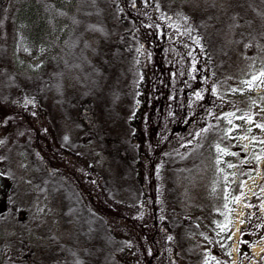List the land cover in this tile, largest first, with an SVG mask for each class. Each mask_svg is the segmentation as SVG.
Returning <instances> with one entry per match:
<instances>
[{
  "label": "trees",
  "instance_id": "trees-1",
  "mask_svg": "<svg viewBox=\"0 0 264 264\" xmlns=\"http://www.w3.org/2000/svg\"><path fill=\"white\" fill-rule=\"evenodd\" d=\"M177 1L180 3L177 8L167 7L168 12L161 6L163 0H147L149 8L160 13L161 19L157 20L146 15L144 3L137 0H0V85L3 83V87L6 82L3 68L8 52L3 49L9 48L4 37L8 34L15 42V52L9 57L15 81L28 88L26 96L31 97L47 117H54L53 122L49 119L51 134H35L27 128L22 116L9 112L11 116L6 120L14 137L9 147L4 144L8 156L14 148L32 146L42 150L39 156L37 154L40 163H50L59 158L60 145L81 152L94 141L110 164L116 163L117 173L135 174L142 182V176L145 181V177L154 173L156 160L162 161L167 170H178L181 163L188 161V157L181 158L183 146L188 151L192 146L206 149L205 144L217 135L216 131L209 129L210 135L202 138L204 145L195 135L206 123L212 122L219 108L215 104L204 106L201 102L206 83L204 69L210 66L212 73L224 77L238 52L247 53L251 48V57L264 54V0H198V12L190 10L195 16L188 12L186 3L184 10L179 0H172L171 5ZM25 21L28 33L21 38L19 28ZM169 24L171 26L167 27ZM185 25L188 30L184 29ZM172 27L184 36L189 30L194 32L210 48L204 46L201 53L190 44V39L188 47L181 39L178 46L182 58L175 59L174 48L167 43L171 39L169 29L174 30ZM142 28H148L150 36L154 35L148 37L147 45L141 37ZM226 30L232 32L230 37L234 41H230L229 54L221 57L212 39L213 34L218 37ZM16 36H19L17 41ZM44 36L51 44V51L37 70L30 69L25 63L37 54L42 43L40 37ZM7 41L13 45L10 39ZM144 45L148 47V63L152 68L150 85L145 92L140 86L143 79L140 57ZM20 55L25 61H21ZM5 98L0 93V106L17 102ZM195 102L201 103L200 113L191 109ZM207 113L210 119L200 123ZM60 129L68 131L66 142L61 140L63 134H58ZM130 130L138 136L137 143L129 139ZM191 155L195 156V152ZM29 156L35 164L31 152ZM147 160L153 164L149 171ZM79 194L76 191L78 202ZM110 199V207L114 209L103 217L79 203L80 210L72 214L76 230L68 237L57 240L51 237L50 241L56 246H51L46 254H30L29 264H121L119 252H123L125 258L131 240L147 243L158 240L154 217L141 216L129 202L112 192ZM96 229L100 236L94 239L89 233ZM91 238L95 242L91 249L98 252L96 257L86 256L80 247ZM98 244L102 250L97 248ZM156 256L152 253L144 264H160Z\"/></svg>",
  "mask_w": 264,
  "mask_h": 264
},
{
  "label": "rangeland",
  "instance_id": "rangeland-1",
  "mask_svg": "<svg viewBox=\"0 0 264 264\" xmlns=\"http://www.w3.org/2000/svg\"><path fill=\"white\" fill-rule=\"evenodd\" d=\"M139 1L144 3L146 15L161 19L159 12L149 8L147 0ZM179 1L183 10L186 3L189 5L188 12L191 9L198 12V0ZM171 4L172 0H163L161 6L177 8L180 3ZM194 12L190 11L191 15ZM27 23L25 21L24 26H18L21 38L28 33ZM163 27L167 30L166 25ZM172 28L173 31H168L171 39L167 43L174 48L175 59L182 53L178 46L181 39L187 47L190 39V44L199 48L201 53L204 46L210 48L194 32L189 30L185 36L177 32L180 38L177 30ZM184 29L188 30L189 27L185 25ZM141 32L147 45L149 29L142 28ZM215 35L212 42L216 51L221 57L228 55L230 41H234L230 37L232 32L226 30L218 37ZM4 37L9 48L3 49L8 55L5 56L6 65L3 68L6 82L3 87L1 83L0 93L5 95L6 100L17 102L0 106V190H3L0 196V264H29L30 254L37 256L48 253L51 246H56L50 239L68 237L72 230H76L72 214L80 210L79 203L87 210L99 213V216L108 215V211L114 209L110 207L111 192L129 202V206L141 216L154 217L158 231L155 242L131 240L125 257L128 262L124 253L119 252L121 264H144L152 253L158 255L156 258L160 264H264V129L257 127L264 125V76H260L264 71V54L251 57L252 49L249 48L247 53L238 52L235 58L227 56L231 62L224 77L212 73L210 66L204 69L206 83L201 102L204 106L218 105L219 112L195 136H199V143L204 145L202 138L210 135V128L217 135L211 143L205 144L206 149H194L192 146L193 149L188 151L185 146L180 148L182 160L188 157V161L181 163L178 170H167L162 161L156 160L154 173L145 177V181L142 176L141 182L135 174L117 173L116 163L110 164L103 151L95 147L94 141L89 142L86 151L81 152L62 144L58 149L59 158L50 163H40L37 157L42 150L33 149L32 146L30 149L14 148L8 156L4 144L7 143L9 147L14 137L7 125L9 120H6L11 113L22 116L27 128L35 134H51L49 119L53 122L54 117H47L32 102V98L26 96L28 88L15 81L9 66V57L15 52V42L8 34ZM18 38L16 36L15 40ZM40 38L42 43L37 54L25 63L33 70L40 67L51 51L48 39L45 36ZM146 45L140 57L143 75L140 86L144 92L152 78ZM186 51L184 48V53ZM20 59L25 61L21 55ZM254 76L258 79L249 85L247 81ZM10 79L12 82H9ZM191 109L200 113L201 103H193ZM209 116V113L205 118L202 116L200 123L207 121ZM2 121H5L4 124H1ZM128 121L131 122L132 118ZM67 133L63 129L58 131L59 135L63 134L62 141L66 142ZM128 135L137 143L139 138L133 130ZM30 152L35 164L29 156ZM193 152L195 156L191 155ZM150 164L147 160V171ZM171 173L172 179L169 176ZM244 177L246 179L242 180ZM136 189L140 192H136ZM76 191L80 192V202ZM100 209H104V212H100ZM96 221L99 222L98 219ZM82 228L86 232L85 227ZM98 232L96 229L89 235L95 239L96 235L100 236ZM92 238L88 244L87 239L83 241L80 247L86 256L96 257L98 252L91 249L95 246ZM97 246L103 249L99 244ZM44 249L45 252H41Z\"/></svg>",
  "mask_w": 264,
  "mask_h": 264
},
{
  "label": "snow or ice",
  "instance_id": "snow-or-ice-1",
  "mask_svg": "<svg viewBox=\"0 0 264 264\" xmlns=\"http://www.w3.org/2000/svg\"><path fill=\"white\" fill-rule=\"evenodd\" d=\"M260 76H264V71H262L261 73H260ZM258 79V77H256V76H254L253 78H252V80L251 81H247V83L249 84V85H251L252 83H253V81H255V80H257ZM213 91H215V90H213ZM234 91H235V89H234ZM197 98H199V93H197ZM257 127H260V128H262V129H264V125H257ZM65 139H67V138H65ZM0 143H2V141H0ZM220 151H223L222 149H219ZM219 162V161H218ZM233 165H229V167H232ZM169 239H171L170 237H169Z\"/></svg>",
  "mask_w": 264,
  "mask_h": 264
},
{
  "label": "flooded vegetation",
  "instance_id": "flooded-vegetation-1",
  "mask_svg": "<svg viewBox=\"0 0 264 264\" xmlns=\"http://www.w3.org/2000/svg\"><path fill=\"white\" fill-rule=\"evenodd\" d=\"M2 193H3V190H0V196L2 195Z\"/></svg>",
  "mask_w": 264,
  "mask_h": 264
}]
</instances>
